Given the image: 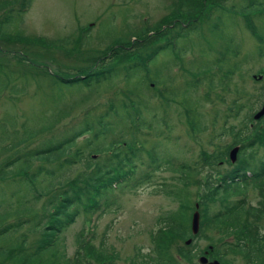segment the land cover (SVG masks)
Instances as JSON below:
<instances>
[{"label": "rangeland", "instance_id": "rangeland-1", "mask_svg": "<svg viewBox=\"0 0 264 264\" xmlns=\"http://www.w3.org/2000/svg\"><path fill=\"white\" fill-rule=\"evenodd\" d=\"M12 1L0 10L3 19L6 10L14 9L10 22L0 20V215L7 216L0 223V230L28 217L31 220L47 198L40 193L34 201V191L25 188L19 178L11 175L3 179L5 163L23 149L36 146L41 149L49 139L77 131L87 119L91 132L76 139L71 150L85 146L88 135L103 132L112 142L123 134L127 142L140 141L144 146L139 167L151 162L155 166L153 156L162 157L163 163L138 187L118 185L107 195L102 194L101 206L104 198L113 204L108 210L88 214L80 207L75 223L59 233L54 250L42 255V261L62 264L59 259L63 256L74 264L78 251L80 264H156L153 235L168 215L180 208L187 209L164 193L165 186L177 185L172 157L175 165H194L197 161L195 166L200 168L201 155L226 151L228 146L239 148L233 163L226 158L221 169H201L198 174L201 180L208 172L216 179L218 172L223 174L237 163L243 162L252 172L260 160L264 163V145L253 143L240 152V147L252 138L244 139L245 129L253 136L254 130H259L264 138V116L258 121L252 119L264 105V7L248 13L256 35L245 24L243 11H227L222 19L221 15L216 17L220 10L213 11V17L203 21L198 33L177 41L176 50L169 48V40L158 39V31L151 32L146 43L139 41L143 49L138 51L135 46L138 56L156 52L148 63L147 74L140 71L129 83L121 78L85 84V74L102 67L100 63L107 68L112 49L123 50V44L118 43H132L131 36L142 26L165 23L163 28L172 30L171 9L177 0H32L21 20L17 9L22 0ZM242 1L245 0L232 4L238 7ZM123 57L120 52L113 58ZM141 57L133 59L127 54L126 62H143ZM75 78L84 81L74 86L64 83ZM131 101L134 105L141 103L135 106L140 120L131 123L129 114V120L125 122V116L120 123L118 117H112L110 123L115 131L104 129L105 121L99 122L98 117L108 113V106L127 102L129 108ZM47 126L51 127L44 129ZM32 131L36 132L32 140L16 149L4 150V146L19 142ZM84 149V159L59 179L64 184L70 180L65 187L86 169L85 160L90 152ZM92 156V160L99 158L96 154ZM39 164L33 161L31 171ZM136 176H141L139 170ZM40 180V184L34 185L38 191L46 184ZM192 194L191 208L185 212L188 225L194 213L198 214V224L201 221V207L196 201L203 190L193 189ZM246 203L262 212L260 217L249 216L248 220L264 235V180L250 184ZM26 206H31V215L25 212ZM30 226L0 234L3 237L0 248L16 241L23 244L25 251H35L41 230L33 231ZM226 244L235 241L216 229L202 228L198 236L191 235L187 241L171 238L167 248L177 264H198V257L209 246L213 247L210 255L213 259L223 256L228 264H250L239 253L228 252ZM81 246L94 247L93 256ZM180 248L185 252L188 249L191 257L181 258ZM3 260L0 264H11Z\"/></svg>", "mask_w": 264, "mask_h": 264}, {"label": "trees", "instance_id": "trees-1", "mask_svg": "<svg viewBox=\"0 0 264 264\" xmlns=\"http://www.w3.org/2000/svg\"><path fill=\"white\" fill-rule=\"evenodd\" d=\"M200 1L201 0H177L176 3H173L171 9V15H173V19L171 20V24H173L172 30L170 27L163 28L166 25L165 23H158L157 25L149 26V28L142 26L131 36L134 38L132 42L133 44L130 42L118 43L123 44V50H119L120 47L112 49V59L107 68L103 66L105 65L104 63H100L102 64V67L92 68V71L85 74V81L83 80L85 84L92 82L107 83L121 78H123L126 83H129L130 79L136 77L140 71L147 74L148 63L156 52L147 56H145L146 54L138 56L139 52L135 50V46L138 51L143 49V46L139 41L146 43L149 34L153 31H158V39L169 40V48L176 50L177 41L179 39H184L190 33H198L202 28L203 21L207 20L208 17L210 18L213 11H216L215 13H218L219 10L221 11L216 15V17L221 15L220 19H222L227 11H243L244 14L242 15V18L244 19L245 24L255 35L257 34L254 32L250 24L251 15L248 13L253 9L260 8V6L264 7V0H245L247 2L244 3L245 1H242V4L238 7L232 4L237 0ZM31 2L32 0H22L20 8L17 9V15L20 20L22 14L29 8ZM12 3V0H4L0 2V10ZM203 3L205 4L203 5ZM13 11L14 9L11 8L6 10L4 14L5 17L0 20H7L10 22L12 18H14ZM211 17H213V15ZM209 31H211V29H209ZM158 49L162 48L159 47ZM120 52L124 53L122 59L113 58L114 55L118 57ZM126 53L133 59L142 56L141 58L143 62H126ZM83 81L80 78H75L64 83L74 86ZM111 104L115 105V107L109 105L108 113L98 117L99 122L105 121L104 129L115 131L110 123L112 117H118L120 123L124 121L125 116V122L129 119L131 123L140 120V115L135 108V106L139 107L141 105L140 102H135L134 105L133 101H131L129 108L127 102ZM127 109H129V113ZM125 110H127V112H125ZM129 114L131 118L128 116ZM105 118L107 119L105 120ZM106 122H108V124H106ZM81 124L83 127L77 131L58 139H49L41 149H38L37 146L23 149L17 152L13 158L5 163L2 171H5L6 173H2L1 175L3 179H6L11 175L19 178L20 182L24 183L23 185L25 188L34 191H32L35 193L33 195L34 201L41 196L40 193L47 196L45 199L46 202L42 203L40 211L32 214L33 216L31 220L28 217L17 223H11L9 226L6 225L0 230V234L5 235V232L9 233L13 228L21 229L27 224L31 225L30 228L33 231L41 230V236L39 241L36 242L35 251H25L23 244H18L16 241L6 248H0V260L6 258L7 260H3L5 263L7 261L11 264H49L42 261V255L54 250L56 240L61 232L75 223L76 218L80 213V207L88 214H93L99 210H108L113 204L108 201L107 198H104L103 205L101 206L100 199L102 198V194L107 195L111 188L118 185L138 187V185L149 179V176L151 175L149 172L156 171L159 169L160 164L163 163L162 157L153 156L152 161L155 166H153L151 162L149 164L141 163L139 167L138 162L142 160L145 154L144 146L140 141L127 142L126 139H123V134H120L119 139L117 140L116 138H113L112 142L108 141V135H104L103 132H98L91 137L88 135V137L84 139L85 146L76 148L75 151H73L71 150V147L75 144L76 139L87 136V134L91 132L87 119H84ZM258 124V128L260 129L261 123ZM50 127L51 126H47L44 129ZM254 132L255 135L253 136V134H250L247 129L244 130L243 134L247 135L244 139L248 140L249 136L252 138L241 147L240 152L247 147H251L253 143L260 146L264 145V138L261 136L262 133L259 130H254ZM24 135H26L25 138H22L19 142L10 143V145L4 146V150L16 149L19 145L27 143L28 139L30 141L35 137L36 132L32 131ZM261 138L262 142H259L258 139ZM99 144H101V146H99ZM112 146H114V149L110 151ZM84 148L90 152L88 159L85 160L86 169L76 175L71 185L65 187L66 183L70 180L64 184L59 179H63L70 168L79 164L84 159ZM229 148L230 147L228 146L225 149L226 151L212 152L206 156L201 155L199 157V164H201L200 168L195 166L197 161L194 165H175L176 160L172 157L174 163L171 164V166H174V170L177 173L175 178L177 185L165 186L167 189L164 190V193L175 198L179 202L180 207L189 210L193 200L192 190L202 189L203 194L196 201L201 207L200 226L209 229H216L219 233L224 234L235 241V244H226L228 245V252H237L241 256H244L245 259L251 257V259L257 260L259 257H264V235L253 226L254 224L248 220V217H260L262 212L255 211L251 206H247L244 200H233L234 197L240 194H245L250 186L245 174L247 170L246 164L243 162L237 163L229 170H225L223 174L222 171L218 172L216 179L221 177V180L214 179L211 172H208L203 180L198 178L201 169H221L220 166L224 165L223 163H225L227 150H229ZM107 151H110L108 155H104ZM94 154L99 155L97 160H92V155ZM240 155L242 157V154ZM33 161H37L40 164L34 171H31L30 167ZM259 166L260 168H257L256 171H254L256 174H254L255 180L253 181V185L257 183L258 179H262L264 176V170L261 168L260 162ZM138 170L141 174L140 177L136 176ZM44 177L49 179V181L47 182ZM38 179H41L40 182L45 180L44 182L46 183L44 187L42 186L39 188V191L34 186L40 184ZM56 186H58L57 190L48 196L50 191L54 190V187ZM186 210L180 208L174 213L168 215V217L165 218L164 225L153 235L152 238L156 264H177L174 256L170 253L167 247L170 244L171 238L180 241H186L190 238L191 229L188 225V218L185 213ZM25 212H28V214L31 215V206H26ZM6 217V215H0V223H3ZM0 238L3 237L0 235ZM81 241L82 237L78 239L79 243ZM81 247L84 251L93 256L94 247ZM179 255L181 258L186 259L191 257L190 251L187 249V252H185L184 248H180ZM76 256H79L78 251L76 252ZM77 257L74 258V264H80ZM215 257L222 260V262L224 261L220 256ZM251 259L250 261H253ZM59 260L63 261L62 264H73L70 260H64L63 256H61V259ZM256 263L257 261H253L252 264Z\"/></svg>", "mask_w": 264, "mask_h": 264}, {"label": "water", "instance_id": "water-1", "mask_svg": "<svg viewBox=\"0 0 264 264\" xmlns=\"http://www.w3.org/2000/svg\"><path fill=\"white\" fill-rule=\"evenodd\" d=\"M263 115H264V105L261 108V110L254 116V119H256V120L260 119ZM236 153H237V148L233 149L230 152V158H231L232 162H234V160H235ZM198 227H199L198 226V214L194 213L193 217H192V222H191V233L193 235L198 232ZM187 243H189V242H187ZM198 261L200 264H219L218 261L208 262L206 257H200Z\"/></svg>", "mask_w": 264, "mask_h": 264}, {"label": "bare ground", "instance_id": "bare-ground-1", "mask_svg": "<svg viewBox=\"0 0 264 264\" xmlns=\"http://www.w3.org/2000/svg\"><path fill=\"white\" fill-rule=\"evenodd\" d=\"M234 149H235V148H234ZM232 150H233V149H232V147H231V148H229V150H227V152H230V151H232ZM160 166H161V164H160ZM160 166H159V167H160ZM157 170H158V169H157ZM157 170H156V171H157ZM154 173H155V171L150 173L151 175L149 176V179L152 177V175H153ZM149 179H148V180H149ZM148 180H147V181H148ZM238 199H239V195L233 198V200H238ZM196 204H197V203H196ZM245 204H246V203H245ZM197 205H198V204H197ZM246 205H247V204H246ZM247 206H248V205H247ZM191 222H192V220H191ZM198 226H200V224H198ZM189 227H190V229H191V224L189 225ZM198 228H199V227H198ZM257 230L260 231V229H258V228H257ZM191 235H192V233H191ZM188 239H189V238H188ZM188 239H187V240H188ZM187 240H186V241H187Z\"/></svg>", "mask_w": 264, "mask_h": 264}]
</instances>
